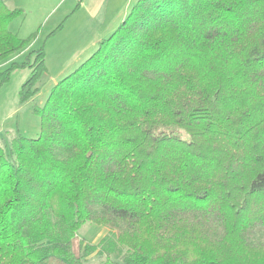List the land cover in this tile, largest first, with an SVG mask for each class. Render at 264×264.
Segmentation results:
<instances>
[{
	"label": "trees",
	"instance_id": "trees-1",
	"mask_svg": "<svg viewBox=\"0 0 264 264\" xmlns=\"http://www.w3.org/2000/svg\"><path fill=\"white\" fill-rule=\"evenodd\" d=\"M21 14L0 0L23 104L47 68ZM64 76L36 138H1L0 264H264V0H136Z\"/></svg>",
	"mask_w": 264,
	"mask_h": 264
},
{
	"label": "rangeland",
	"instance_id": "rangeland-1",
	"mask_svg": "<svg viewBox=\"0 0 264 264\" xmlns=\"http://www.w3.org/2000/svg\"><path fill=\"white\" fill-rule=\"evenodd\" d=\"M5 1L10 9L22 10V14L9 24L11 30L24 39L33 35L29 43L33 49L44 45L47 74L40 79L36 95L23 104L19 101V91L29 77L30 69L13 70L9 80L0 86V146L1 138L7 130L18 132L27 138L38 136L40 118L34 113V108L42 106L56 80L65 77L67 72L87 59L96 49L98 42L108 37V32L120 23L103 22V14L95 20H88L87 14L84 16L74 10L75 2L72 0H67L57 7L55 0L52 3L50 0ZM52 11L55 12L54 15L48 21L45 20L50 13L53 14ZM64 13L69 17L62 22ZM60 24V29L49 36ZM26 52L15 55L14 60L21 62ZM3 70L2 65L0 72ZM108 235L106 228L91 223L83 224L76 232L78 239L92 245ZM104 260L105 256L93 253L86 258V264H103Z\"/></svg>",
	"mask_w": 264,
	"mask_h": 264
},
{
	"label": "crops",
	"instance_id": "crops-1",
	"mask_svg": "<svg viewBox=\"0 0 264 264\" xmlns=\"http://www.w3.org/2000/svg\"><path fill=\"white\" fill-rule=\"evenodd\" d=\"M49 1V0H47ZM67 0H55L56 7L61 4H63ZM75 2V8L74 10L80 13L87 14L88 20H95L98 16L103 14V22H121L128 14L130 6L133 4L132 1L136 0H72ZM53 0H50V3H52ZM59 9V7L57 8ZM53 12V11H52ZM53 14H49L45 20H49ZM65 15L62 17L63 20H66L65 18H68L69 16ZM66 16V17H65ZM45 22V21H44ZM116 26L111 29L108 34H110ZM10 31V25H9ZM13 32V31H12ZM16 35H18L16 32H13ZM21 38V37H20ZM28 50L32 49L30 46L27 48ZM26 49V50H27ZM92 52V51H90ZM7 63L3 64V67H5ZM75 66V65H74Z\"/></svg>",
	"mask_w": 264,
	"mask_h": 264
}]
</instances>
